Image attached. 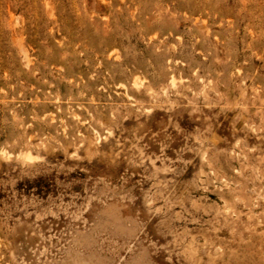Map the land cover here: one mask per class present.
<instances>
[{
    "label": "rangeland",
    "instance_id": "374dc122",
    "mask_svg": "<svg viewBox=\"0 0 264 264\" xmlns=\"http://www.w3.org/2000/svg\"><path fill=\"white\" fill-rule=\"evenodd\" d=\"M0 264H264V0H0Z\"/></svg>",
    "mask_w": 264,
    "mask_h": 264
}]
</instances>
